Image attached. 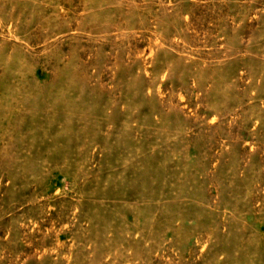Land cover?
I'll list each match as a JSON object with an SVG mask.
<instances>
[{
	"label": "rangeland",
	"instance_id": "374dc122",
	"mask_svg": "<svg viewBox=\"0 0 264 264\" xmlns=\"http://www.w3.org/2000/svg\"><path fill=\"white\" fill-rule=\"evenodd\" d=\"M0 264H264V0H0Z\"/></svg>",
	"mask_w": 264,
	"mask_h": 264
}]
</instances>
